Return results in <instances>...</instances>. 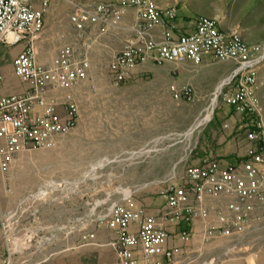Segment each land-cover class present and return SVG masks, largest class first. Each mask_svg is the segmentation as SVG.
I'll list each match as a JSON object with an SVG mask.
<instances>
[{"label":"built area","instance_id":"1","mask_svg":"<svg viewBox=\"0 0 264 264\" xmlns=\"http://www.w3.org/2000/svg\"><path fill=\"white\" fill-rule=\"evenodd\" d=\"M52 1L0 0V43L6 47L23 44L13 58V67L14 73L28 84L21 92L0 91V172L6 185L10 184L17 154L53 146L59 136L77 125L79 102L70 89L87 78L91 70L93 33H107L114 19L128 7L135 9L136 20L129 26L130 35L123 47L111 60L115 81L128 80L135 67L144 62L161 65L189 61L197 65L206 57L230 62L232 66L218 80L213 97L185 134L192 135L200 126L212 122L222 101L247 117L248 146L244 154L232 160L204 158L191 163L179 178L176 163L173 171L159 180L164 184L169 208L165 215L137 205L134 194L138 187L119 184L102 197V169L120 163L121 152L96 158L81 176L48 178L23 195L15 208L0 214L4 239L1 264H27L31 256L61 238L77 235L85 244H96L97 231L102 229L113 232L107 244L113 248L118 264H167L175 258L176 242L195 234L206 239L226 238L235 245L250 232L261 231L264 109L257 81L264 64V39L249 40L239 26L225 27V16L220 14L198 15L190 32L175 34L171 28L159 37L156 27L164 24L167 17H175L177 3L163 7L158 0H66L71 7L69 21L76 33L51 63L44 64L36 57L35 41L43 33ZM4 79L0 70V82ZM59 90L64 93L55 95ZM169 91L176 99L194 97L190 83H172ZM149 150L144 146L128 152L132 157ZM88 180L94 192L84 193L85 207L81 212L48 225L20 223L18 211L27 210V203L77 194ZM37 211L34 208L31 214ZM232 250L229 246L225 254ZM216 260L217 256L203 264Z\"/></svg>","mask_w":264,"mask_h":264},{"label":"rangeland","instance_id":"2","mask_svg":"<svg viewBox=\"0 0 264 264\" xmlns=\"http://www.w3.org/2000/svg\"><path fill=\"white\" fill-rule=\"evenodd\" d=\"M189 2L199 15H211L213 12L226 14V22L239 26L249 40L264 39V0ZM70 8L66 0L52 1L43 33L35 41L39 62L51 63L62 47L73 39L76 31L69 21ZM108 34L99 31L93 33L95 40L90 50L91 70L87 78L70 89L79 102L77 125L69 133L59 136L53 146L25 151L17 155L22 156L21 159L13 162L11 185L5 197L9 208H15L23 195L46 179L81 176L96 158L121 152L123 159L120 163L102 169V197L113 192L119 184L123 187H138L139 190L134 194L137 205L149 212L165 215L169 208L164 184L159 180L173 171L176 163L175 170L179 178L185 168L198 161L197 157L203 153L210 158H229L238 156L246 148L247 127L242 125V121L225 130L222 122L216 119L217 114L228 117L235 113L222 101L212 122L200 126L192 135L185 134L213 97L218 82V78L210 80L201 74L203 65L198 66L189 61L161 65L145 62L135 67L128 80L117 83L110 63L118 49H115L114 39H107ZM22 48L23 44L2 46L3 55L11 56L9 65L3 68L7 83L13 87L11 91H23L28 85L14 73L12 66L13 58ZM205 64L222 74L229 70V63L210 59ZM173 82L191 83L194 87L193 99L174 98L169 91ZM257 91L264 109V64L259 70ZM54 93L61 95L64 90ZM212 124L213 131L209 130ZM205 133L208 135L203 139ZM195 144L197 147H194ZM201 144L205 150L200 149ZM232 144L237 146V150L226 152L222 149L216 152V148L225 146L230 149ZM144 146L151 150L132 157L128 152ZM211 146H214L215 151H210ZM80 191L62 199L27 203L30 205L27 210L18 211L20 223L23 226L48 225L66 220L84 209V193L94 192L92 181L84 183ZM34 208L38 211L32 215ZM261 233L264 235V229ZM112 237L111 230L102 229L97 231L95 239L102 245L85 244L77 235L61 238L31 256L27 264H118L113 248L107 244ZM246 241L248 247L243 249V242L232 245L233 241L226 238L206 239L195 234L176 242L178 249L175 258L167 264H203L204 260L215 256L217 260L213 264H264V238L252 242V237L248 236ZM229 246L233 250L225 254ZM259 252L261 259L257 257ZM234 257L239 259L234 261Z\"/></svg>","mask_w":264,"mask_h":264},{"label":"crops","instance_id":"3","mask_svg":"<svg viewBox=\"0 0 264 264\" xmlns=\"http://www.w3.org/2000/svg\"><path fill=\"white\" fill-rule=\"evenodd\" d=\"M158 2L163 7H167L171 3H177V7H178L177 13H176L174 18L170 19L167 17L164 24L156 27L155 31L159 37L163 36L165 30H167V29L169 30L171 28L173 29L175 34L188 33L194 29L196 18L199 15V13H196V11L193 9L192 5L190 4L189 0H158ZM214 14H220L221 16H225V18L222 20V24L225 27H235V26H232L230 23L226 22V18H227L226 14L221 13V12L220 13L213 12L211 15H214ZM135 20H136L135 9L129 8V7L125 8L123 10V12L120 14V16L118 18L114 19L113 25L111 26V28L108 31L109 34L107 35V39H114V41H115L114 43H115V47H116L115 49H118L117 52L123 47L126 38L130 35L129 26L131 24H133L135 22ZM2 46H4V45L0 43V70L5 75V79L3 82H0V91H2L3 93H16L17 91H11L13 89V87L7 83L6 73H5L3 68L6 69L7 68L6 65H9L8 63H10L11 56L10 55H3ZM210 59L211 58L206 57L201 64H197V65L198 66L203 65V67L201 68V74L204 77H206L210 80H215L216 78H218V80H219L224 73L222 74L221 72H219V70H216L214 68H209L206 64L204 65V63L209 61ZM223 63H229V65H228L229 69L232 66V64L230 62H223ZM12 66H13V60H12ZM13 71H14V67H13ZM173 83L180 85V86L186 84V83L180 84L178 82H173ZM19 92H21V91H19ZM229 110L233 111V109L231 107H229ZM216 119L222 122V125L225 128V130L231 129L232 127H234V125L236 123H238L240 121H242V125L244 124L246 126V121H247V120L245 121L244 117L242 118L241 114H239L237 112H235L234 114H232L228 117H226L224 115L221 116V115L217 114ZM241 119H243V120H241ZM213 129H214V124L209 126V130L213 131ZM208 134L210 135L211 132L209 131ZM208 134H206V133H205V135L203 134V136H202L203 139L206 138V136ZM247 143H248V140H247ZM247 146H248V144H247ZM247 146H246V148H247ZM246 148H244L238 156L233 155L229 158H227V157H217V158L232 160V159L239 157L242 154H244L246 151ZM200 149L205 150L204 147L202 146V144L200 146ZM222 149L226 152H232L233 150H237V146L235 144H232L230 149H226L225 146L220 147V148H216V152L219 153L220 151H222ZM210 151L211 152L215 151L214 146H211ZM21 153H24V152H21ZM21 153H19V154H21ZM21 158H22V156H19V157L16 156L15 159L13 160V162L16 159H21ZM204 158H210V157L203 153L202 155L197 157V160H201ZM12 166H13V163H12ZM10 185H11V179H10V184L6 185V183L4 182L3 175L0 172V214L4 210H6L10 207L9 206L10 204L6 203V201H5V197L8 194V192H7L8 186L10 187ZM261 231L249 233L248 236L252 237V242H257L259 240V238H264V235L261 233ZM248 236H247V238H248ZM246 239L243 241V244H244L242 247L243 249L248 247V244H246V242L248 240L246 241ZM3 254H4V239H3V232H2V229L0 227V264L2 263ZM259 255H260V252L258 253L257 257ZM259 258L261 259V256H259ZM233 259L235 261L236 257H234ZM238 259H236V260H238ZM259 260H258V263L260 262Z\"/></svg>","mask_w":264,"mask_h":264}]
</instances>
